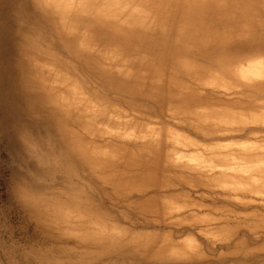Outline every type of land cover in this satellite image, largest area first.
Returning a JSON list of instances; mask_svg holds the SVG:
<instances>
[{
    "label": "rangeland",
    "instance_id": "obj_1",
    "mask_svg": "<svg viewBox=\"0 0 264 264\" xmlns=\"http://www.w3.org/2000/svg\"><path fill=\"white\" fill-rule=\"evenodd\" d=\"M0 264H264V0H0Z\"/></svg>",
    "mask_w": 264,
    "mask_h": 264
},
{
    "label": "bare ground",
    "instance_id": "obj_2",
    "mask_svg": "<svg viewBox=\"0 0 264 264\" xmlns=\"http://www.w3.org/2000/svg\"><path fill=\"white\" fill-rule=\"evenodd\" d=\"M129 37H131V36H129ZM132 40V39H131Z\"/></svg>",
    "mask_w": 264,
    "mask_h": 264
}]
</instances>
